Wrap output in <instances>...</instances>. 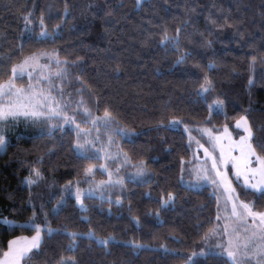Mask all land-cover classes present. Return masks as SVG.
Wrapping results in <instances>:
<instances>
[{
    "label": "trees",
    "instance_id": "16d2710c",
    "mask_svg": "<svg viewBox=\"0 0 264 264\" xmlns=\"http://www.w3.org/2000/svg\"><path fill=\"white\" fill-rule=\"evenodd\" d=\"M41 18L53 34L49 38L39 35ZM178 27L179 48L161 45L164 30L174 36ZM42 52L70 62L56 91L66 93L77 123L85 118L76 107L81 98L96 115L107 106L120 127L133 133L114 135L120 150L134 163L144 161L148 171L114 186L112 199L85 197L83 210L69 195L57 214L52 207L63 185L86 183L84 168L101 159L74 151L77 136L70 124L49 131L52 123L43 119L19 123L0 149V255L12 238L34 234L18 226L32 217L34 204L36 221L44 223L47 213L49 226L60 231L45 235L40 253L22 264H57L61 256L76 264H183L193 252V264H231L225 257L199 255L205 233L218 221L217 199L207 186L181 182L182 165L192 156L185 126L200 140L204 128L219 130L242 115L264 128V0H0V81L12 64ZM185 53L190 55L177 63ZM252 56L257 59L250 68ZM205 77L211 84L207 102L197 95ZM16 80L29 83L26 76ZM213 99L223 101V112L209 109ZM254 146L264 155L255 141ZM235 185L242 200L264 211V198ZM168 192L176 195L175 205L161 207ZM117 197L120 204L109 202ZM3 218L18 223L7 225ZM90 229L95 237L115 240L100 245L86 235ZM64 230L78 233L72 251Z\"/></svg>",
    "mask_w": 264,
    "mask_h": 264
},
{
    "label": "snow or ice",
    "instance_id": "6c2138e0",
    "mask_svg": "<svg viewBox=\"0 0 264 264\" xmlns=\"http://www.w3.org/2000/svg\"><path fill=\"white\" fill-rule=\"evenodd\" d=\"M141 0H137L139 5ZM70 14L68 11L67 3H65V15ZM110 11L105 12L104 15H110ZM30 15V13H29ZM24 19L30 23L29 16L25 15ZM226 24L227 18H223ZM212 25L223 27V24H217L216 20H210ZM40 33L39 35L43 38H49L53 34L46 30L44 25V20L41 18L39 21ZM27 26V24H26ZM59 28V25L56 26ZM181 29L176 28V35L169 36L167 29L161 35L160 44L167 47L172 46L173 48H179L180 37L179 34ZM210 44L211 42L208 41ZM40 55H48L47 53H40ZM190 53H185L177 60V63H182L186 56ZM81 58L77 57L76 61ZM257 57L252 56L251 66L255 63ZM76 61H72L71 65L74 66ZM38 62V56L33 54L32 56L24 57L18 64H12L10 72L11 74L6 80L0 81V122L6 121L9 118L18 119L19 117H24L25 119L40 120L45 121H63L64 123H69L74 125V130L76 132V142L74 145V151H76L83 158H88V152L95 148V143L87 139L90 134L89 129L81 128L79 123H76L75 116H68L66 114L65 108L66 104H62L60 99L52 95L51 89H44L37 78L36 84H29L27 87H19L15 83L17 78H22L25 74L26 69L34 67ZM57 71L55 76L57 78H63L68 73V66L70 64L67 60L56 59ZM214 66V65H210ZM40 67H47V65H42ZM28 76L32 79V73L28 72ZM45 83L51 84V81L47 77H41ZM77 79H81L77 77ZM207 87L201 85L197 92V95L207 102V97L205 93L211 90V84L207 81L205 77ZM81 83L83 80L81 79ZM251 83V78L249 80ZM54 87V86H53ZM76 107L82 108V114L85 117L82 123L92 125L93 130H98L97 126L103 128H111L116 125L115 131L124 136H131L133 133L130 129H124L120 127L119 121L113 115V112L105 106L103 108L102 115L94 114L90 109L84 107V100L81 98L77 102ZM210 110H216L218 112H223V101L216 100L212 104L208 105ZM175 121L172 122L175 126ZM62 130V125H59ZM57 127V125H50L51 128ZM186 127V126H185ZM236 127L243 130V135L239 136V140H232L231 133L228 131V126H224V132L222 134L213 135L209 130V142L212 145L213 151L220 145L219 159L217 156L210 152L208 148H204V162L203 165L194 168L193 173L196 176L197 181L209 184L213 189L223 192L225 205L230 204V212H227L224 216V222L221 225H217L212 229H209L204 236V244L208 251H205V247L200 248L199 255H212L216 257H225L231 264H264V211L256 210L254 202L240 200L238 194L236 193L235 187L232 185V179L228 176L226 167L231 163L234 169V178L239 181L246 190H252L254 193H258L259 197L264 198V155L257 152L255 144L264 151V128L254 127V125L249 121L246 115L240 116L236 120ZM227 137L228 145L227 151L225 146L220 143L221 139ZM83 140V142H81ZM112 138L109 137V142L111 143ZM96 142H99L98 137ZM198 147L203 148L204 146L199 144ZM5 146V137L0 134V148ZM239 150L238 155H232L233 150ZM119 158V157H118ZM253 158L255 159V166H253ZM210 161V163H209ZM123 162L129 164V157L127 154L123 155ZM93 165H89L84 168L85 182H87L90 187L83 192L77 187L75 192L72 191L71 186L66 191L69 195H74L77 204L83 210L84 204L81 196L93 197L99 195L102 200L108 199L107 196L103 195V189L113 187L115 185L123 186V179L118 178L115 181L111 179V173H109V181H99L94 183ZM135 168V174L132 179L137 177H144L147 174V166L144 161H140L138 164L133 165ZM222 168L224 170H222ZM119 171V169H117ZM33 173L36 177L41 174L38 169H33ZM28 184L35 183L31 178H26ZM219 201V197H217ZM110 203L120 204V199L117 197L115 201L109 200ZM161 207H168L169 205H175L176 195L172 192H168L166 196L160 198ZM31 204V200L29 201ZM64 203L63 198L57 201L59 206ZM33 215L25 223L18 225L19 227H29L33 230V235L31 237H15L14 239L8 241L7 250L3 251L0 255V264H21L22 261H30L32 255H38L41 250V244L45 237L51 236L54 232H59L58 229H53L49 226L47 221V213H44V223H36V205H32ZM43 209V205H40ZM60 207H55L53 211L58 214ZM158 214V213H157ZM217 219H220L219 215ZM134 222L139 224V218L133 217ZM7 225H14L15 222L5 219L3 221ZM66 235L69 237L70 243L68 250L72 251L75 248V239L78 235L76 232H71L64 230ZM83 235V234H81ZM89 239L95 237V233L90 229L86 234ZM97 243L103 246H107L110 240H115V237H95ZM211 238H217L214 246L209 245L208 241ZM137 248H143L144 245L137 243L136 241H131ZM161 247H165L161 245ZM33 249L37 251L33 253ZM167 250V249H165ZM31 254V255H30ZM197 255V253H193ZM191 259V258H189ZM57 264H76L74 259L65 260L63 256L60 257Z\"/></svg>",
    "mask_w": 264,
    "mask_h": 264
},
{
    "label": "rangeland",
    "instance_id": "374dc122",
    "mask_svg": "<svg viewBox=\"0 0 264 264\" xmlns=\"http://www.w3.org/2000/svg\"><path fill=\"white\" fill-rule=\"evenodd\" d=\"M42 53H47L48 55H40V53H36V55L38 56L37 64L34 67H30V68L26 69V71H25L24 76H26L29 79V83L25 82L23 84V83L17 82V80H15V83L19 87H27L30 83L36 84L37 78H40L39 82H40L41 86L44 89H51L52 95L56 96L57 99H60L62 104H66L68 106V99H67L66 93L63 90H60V93L56 91L57 87L61 86V84H60L61 79L57 78L55 76V73L57 71V64L55 63L56 55L52 52H42ZM42 65H47V67H40ZM28 72L32 73V77H33L32 79L29 78ZM41 77H47L51 81V84L45 83ZM203 85H205L206 87L208 86L206 81L203 83ZM199 89H200V87L198 88V90ZM204 95H206V93ZM216 100H220V99H213L212 101H210V104H212L213 101H216ZM223 110H224V104H223ZM65 111H66V114L68 116H73L72 114L69 113L67 107L65 108ZM239 118H237L236 120H238ZM236 120L232 124L227 125L228 131L231 133L232 140H234V141L239 140V136L244 134L242 129H239L236 127ZM31 121H34V120L25 119L24 117L21 116L18 119L9 118L6 121L0 122V134H2L5 137V146L3 148H0L1 151H4L6 148V141L9 138L10 133L13 132L11 130H13V128L15 130L17 128L16 126L19 123L20 124L21 123L27 124ZM54 121H56V120L50 121L52 123L51 125L59 126L58 124H55ZM76 123H77V121H76ZM60 124L62 126H66L65 124H69V123H64L62 121V123H60ZM71 126L74 127V125H71ZM80 126H81V128L90 130V134L87 136V139L92 141L93 143H95V148L91 149L87 155H93V156L99 157L101 159V162H99L97 164H91V165L95 166V167H93V173L96 170H99L100 172L104 173V175H105L102 178H95L94 177V183L99 182V181L108 182L109 181V173H111V179L113 181H115L118 178H122L123 182L126 179L137 180L138 178H142V177H137L136 179H132V176L135 174V168L133 167V165H136L138 163H134L130 159H129V161H130L129 164H125L123 162L124 153L120 150L119 146L115 142V136L114 135H116L117 132L115 131L116 127L114 125L111 128H103V127L97 126L98 130H93L92 125H90V124H88L87 126H86V124H82ZM185 129H186V132L188 133V136H189V143H190V146L192 149V156H191V158L187 164L183 163V165H182L181 182L183 184H186L188 186H192L194 188H202V187L207 186L211 189V192L215 195L216 199H217V197H219V201L217 199V209H218L217 215H219L220 219H218L216 226L221 225L224 222L223 218H224L225 214L227 212H230L231 206H230V204L227 206L225 205L224 195H223L222 191L213 189L207 183L197 181L196 176L193 173V169L198 168V167L203 165V162L205 159L204 148H208V150L210 152H213V154L217 156V159H219L220 145L218 144L217 147L215 148V150L213 151L212 145L209 142V134L208 133L210 130L213 135L222 134L224 132V127L219 129V130H211L210 128H204L202 130V133L205 135L204 140H200L197 137H195L193 134H191L187 127H185ZM97 137L99 139L98 143L96 142ZM109 137L112 138L111 143L109 142ZM197 141L199 142V144L203 145L204 147L203 148L198 147ZM81 142H83V140ZM220 143L225 146V150L227 151V145H228L227 137L222 138ZM238 154H239L238 149L233 150L232 155H238ZM209 163H210V161H209ZM255 163H256L255 159L253 158V166H255ZM117 169H119V171H117ZM222 170H224V169L222 168ZM226 171L228 173V176L232 179L233 187H235V189H236L235 181H237V180L234 178V169L232 168L231 163H229L227 165ZM70 186H71L73 192H75V189L77 187L82 192H83V190H86L90 187V185L87 182L86 183L64 184L62 194H61L60 198L58 199V201L61 200V198H63V200L65 201L66 197L69 196V192L66 191L65 189L69 188ZM115 186H118V184ZM113 187L103 189V195L107 196L108 199H112L111 191H112ZM236 193H237V191H236ZM71 196L75 198L74 195H71ZM85 197L86 196H84V195L81 196V199L83 200L84 208H85V204H86L85 200H84ZM96 197H100V196L96 195ZM239 199L242 200L240 197H239ZM76 203H77V201H76ZM55 207H60L57 204V202H55L52 209H54ZM5 219L11 220L8 218H3V220H5ZM11 221H14L15 224L18 223L15 220H11ZM25 223L26 222H24V224ZM36 223H40V222L36 221ZM40 224H42V223H40ZM21 236L22 237H31L32 235H19L16 237H21ZM14 238H12V239H14ZM216 239L217 238L209 239V241H208L209 245L214 246L216 243ZM34 250H36V249H33V251ZM205 251L206 252L208 251L207 247H206ZM193 253L190 256L191 259H189L188 261H186L183 264H193L194 257L196 256V255H193ZM72 259H73L72 257H65L66 261L72 260ZM21 264H22V262H21Z\"/></svg>",
    "mask_w": 264,
    "mask_h": 264
},
{
    "label": "crops",
    "instance_id": "0c3cea01",
    "mask_svg": "<svg viewBox=\"0 0 264 264\" xmlns=\"http://www.w3.org/2000/svg\"><path fill=\"white\" fill-rule=\"evenodd\" d=\"M212 239V238H211ZM205 249H206V247H205Z\"/></svg>",
    "mask_w": 264,
    "mask_h": 264
}]
</instances>
